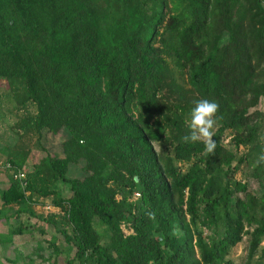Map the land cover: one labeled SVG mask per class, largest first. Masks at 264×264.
Masks as SVG:
<instances>
[{
	"label": "trees",
	"instance_id": "1",
	"mask_svg": "<svg viewBox=\"0 0 264 264\" xmlns=\"http://www.w3.org/2000/svg\"><path fill=\"white\" fill-rule=\"evenodd\" d=\"M0 79L24 114L0 149V213L44 220L51 198L74 253L50 242L51 264H237L245 239L243 264H264V0H0ZM205 99L212 152L184 139ZM64 128L78 142L56 158L43 131Z\"/></svg>",
	"mask_w": 264,
	"mask_h": 264
},
{
	"label": "rangeland",
	"instance_id": "2",
	"mask_svg": "<svg viewBox=\"0 0 264 264\" xmlns=\"http://www.w3.org/2000/svg\"><path fill=\"white\" fill-rule=\"evenodd\" d=\"M256 99L257 96H254L253 101H256ZM261 108L264 109V100L261 102ZM23 116L24 114L16 109V103L9 92L7 82L0 79V149L17 143L19 140L17 132L22 133L23 131L14 129V125L22 119ZM78 135L79 134L76 132L70 134L66 128L62 129L57 134H52L47 129H44L42 142L53 157L61 158L64 155V143L78 142ZM28 139L29 138H27V140ZM34 140L32 141L34 142ZM224 142L228 143V138H226ZM83 146H89V143ZM155 147L159 149V145L155 144ZM243 152L244 148L241 147L239 153L242 154ZM41 157L42 152L34 148L26 164L25 171H31L33 165L38 162ZM84 165V161H80L76 164H69L68 176L70 178L82 176ZM237 177L241 179L243 175L238 174ZM2 179L0 174V196L8 183L7 179L6 182ZM59 187L62 189L64 196L69 197L71 195L68 185L60 184ZM251 187L254 190L257 189V185L253 182L251 183ZM40 201H43L44 204L35 205L33 210L36 214L43 215L44 220L32 217L28 213H22L18 217L6 218V215L10 214V211L2 209L3 213L5 212L6 215L0 213V264H51L54 255L49 247L50 242H55L59 246H62L66 254L70 256L74 254L73 251H69V246L64 242L63 236L56 231L55 227L48 222L46 218L53 214L61 216V210L52 206L51 198L41 199ZM12 210V213H16L18 207L13 206ZM20 224L23 228L22 233L15 235L12 240H8L2 235L8 233L10 228ZM100 231L103 232V229H100ZM125 232L126 234L130 233L127 229ZM262 247H264V242ZM13 250H15V252H13ZM43 257H51V260L43 261ZM231 258L237 264H243L245 262L247 258L246 239L233 249Z\"/></svg>",
	"mask_w": 264,
	"mask_h": 264
},
{
	"label": "clouds",
	"instance_id": "3",
	"mask_svg": "<svg viewBox=\"0 0 264 264\" xmlns=\"http://www.w3.org/2000/svg\"><path fill=\"white\" fill-rule=\"evenodd\" d=\"M218 110V105L215 102L207 99L198 101L190 113V134L184 139L190 142L203 140L205 149L212 152L216 146V142L212 140V132L214 126L213 116ZM264 160V156L261 157Z\"/></svg>",
	"mask_w": 264,
	"mask_h": 264
},
{
	"label": "built area",
	"instance_id": "4",
	"mask_svg": "<svg viewBox=\"0 0 264 264\" xmlns=\"http://www.w3.org/2000/svg\"><path fill=\"white\" fill-rule=\"evenodd\" d=\"M3 166L11 167L9 163L4 164L3 162L0 161V168H2ZM25 177H26L25 170H18V172L15 174V178L24 179Z\"/></svg>",
	"mask_w": 264,
	"mask_h": 264
}]
</instances>
